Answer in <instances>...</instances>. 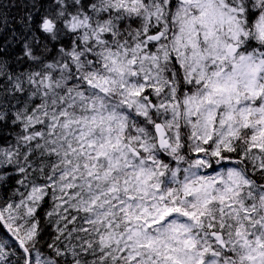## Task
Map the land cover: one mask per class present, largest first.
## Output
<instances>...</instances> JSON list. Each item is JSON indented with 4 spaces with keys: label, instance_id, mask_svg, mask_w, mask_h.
Here are the masks:
<instances>
[{
    "label": "snow or ice",
    "instance_id": "1",
    "mask_svg": "<svg viewBox=\"0 0 264 264\" xmlns=\"http://www.w3.org/2000/svg\"><path fill=\"white\" fill-rule=\"evenodd\" d=\"M0 264H264V0H0Z\"/></svg>",
    "mask_w": 264,
    "mask_h": 264
}]
</instances>
